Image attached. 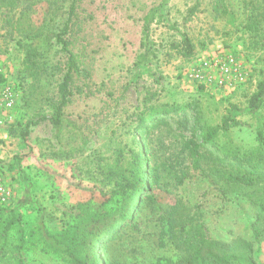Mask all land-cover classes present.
<instances>
[{"label": "rangeland", "instance_id": "obj_1", "mask_svg": "<svg viewBox=\"0 0 264 264\" xmlns=\"http://www.w3.org/2000/svg\"><path fill=\"white\" fill-rule=\"evenodd\" d=\"M71 1L0 0V83L15 95L8 119L0 100V169L15 192L13 210L0 212V264H70L48 249L43 228L61 233L84 211H109L116 203L102 204L101 193L131 176L136 153L147 159L145 171L158 166L161 182L168 183L169 194L154 191L160 202H178L186 219L199 214L211 239L250 240L251 188L231 191L193 169L185 148L190 132L177 116L168 121L170 130L154 129L150 137L137 124L149 106L197 103L209 124L232 117L228 131L216 139L225 152L264 153V105L247 108L264 77V0H226L233 23L212 10L213 0H76L66 39L84 72L71 79L61 126L42 121L29 127L23 142L25 123L50 115V103L58 99L67 56L54 34L68 18ZM184 35L194 46L190 56L180 51ZM146 49L145 61L137 65ZM219 49L237 54L250 73L247 85L232 95L201 91L187 76L194 56ZM211 151L197 149L206 174L217 157ZM175 172L185 173L181 184ZM155 219L146 216L138 232L109 242V261L174 260L167 223ZM252 248L257 264H264V240Z\"/></svg>", "mask_w": 264, "mask_h": 264}, {"label": "trees", "instance_id": "obj_2", "mask_svg": "<svg viewBox=\"0 0 264 264\" xmlns=\"http://www.w3.org/2000/svg\"><path fill=\"white\" fill-rule=\"evenodd\" d=\"M75 2L76 0L71 1L68 18L62 28L54 34L55 41L60 45V50L67 56L65 71L57 87L58 99L56 102L50 103V115H38L37 118L30 119L25 123L20 133L23 142L27 141L29 127L36 126L42 121H49L54 128L61 126L63 108L72 96L71 79L73 75L84 72L80 69L76 56L69 50L66 39ZM212 10L216 14L227 17V20L233 23L234 17L228 9L226 0H213ZM146 29L147 26H145ZM180 43V51L183 56H190L194 49L191 40L184 35ZM146 52H148L147 49L139 56L137 65L145 61ZM194 58L195 56L192 59ZM142 68L145 66L142 65ZM1 76L2 72H0V80ZM249 80L250 73L246 81L234 91L243 89ZM196 87L201 91L212 93L203 85ZM263 105L264 77L258 81L255 91L248 98L247 108L252 112ZM172 116L178 117V125L183 124L189 129L190 139L185 143V148L188 149L193 169H201V173L210 178L212 183L217 185L221 182L231 191H237L244 187L251 188L248 198L255 209L250 226L252 238L246 240L239 237L231 241L209 238L205 233L199 214L196 216L197 218L186 219L188 217L180 211L178 202L164 204L157 199L154 194L156 189L170 193L167 187L168 183L161 182V171L158 166H152L148 171H145L143 165L147 159L144 155L136 153L131 157V176L123 175L122 181H117L115 189L110 193H101L102 204L110 201L116 203L109 211L100 213L96 209L86 214L84 211V215L61 233H49L43 228L42 238L51 252L67 257L70 264H125L120 261H109L108 243L127 233L138 232L142 219L151 215L155 216L157 222L167 223L169 242L175 250V259L168 260L165 264H257L252 247L253 243L257 244L264 240V153L257 152L246 154L244 157H236L225 152L218 145L216 139L221 133L228 131L232 117L226 115L219 124H209L202 117L197 103L149 106L146 116L139 119L137 130H142L145 137L152 136L153 130H160L161 127L170 130L168 121ZM199 147H206L211 149V152L217 153V157L213 161L215 165L208 167L207 174L202 171L200 165V155L197 152ZM0 174L3 175L1 169ZM184 177V172L173 173L177 184H181ZM14 205L15 201L11 206L0 207V212L11 211ZM1 234L3 233L1 232ZM96 248H99L101 252L99 255L95 252ZM19 264L24 263L20 261ZM153 264H161V262L158 259Z\"/></svg>", "mask_w": 264, "mask_h": 264}, {"label": "built area", "instance_id": "obj_3", "mask_svg": "<svg viewBox=\"0 0 264 264\" xmlns=\"http://www.w3.org/2000/svg\"><path fill=\"white\" fill-rule=\"evenodd\" d=\"M187 71L188 79L194 85H203L212 93L233 92L246 81L249 74L241 58L234 52L224 49L205 56H196ZM0 100L4 117L8 119L15 105V95L13 88L7 83H0ZM14 200L13 188L0 174V207L11 206Z\"/></svg>", "mask_w": 264, "mask_h": 264}]
</instances>
